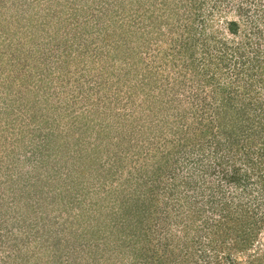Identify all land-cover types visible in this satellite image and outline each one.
<instances>
[{"label":"rangeland","instance_id":"1","mask_svg":"<svg viewBox=\"0 0 264 264\" xmlns=\"http://www.w3.org/2000/svg\"><path fill=\"white\" fill-rule=\"evenodd\" d=\"M187 1L0 0V129L15 125L3 128L0 141V264H203L215 254L210 240L224 214L215 201L221 194L196 185L222 184L215 156L196 151L167 167L164 159L181 140L172 132L177 110L200 120L197 98H188L195 84H181H192L195 72L183 73L159 53L172 54L175 39H185ZM201 1L195 26L207 35L224 30L226 0ZM6 37L19 38L27 58L2 54ZM138 50L145 60L130 57ZM177 77L172 99H179L172 100ZM97 82L101 88L91 89ZM87 86L97 96L86 100ZM195 159L211 164L210 173L193 170ZM137 216L155 220L156 246L138 236ZM261 226L250 250L259 253L255 264H264ZM192 237L197 245L190 248Z\"/></svg>","mask_w":264,"mask_h":264},{"label":"trees","instance_id":"2","mask_svg":"<svg viewBox=\"0 0 264 264\" xmlns=\"http://www.w3.org/2000/svg\"><path fill=\"white\" fill-rule=\"evenodd\" d=\"M189 1L190 3L187 1L189 7L184 10V14H188L186 18L188 23L183 29L185 39H175L172 54L169 53L168 48L159 50V53L167 64L172 60L176 61L183 73L195 72L196 80H192L194 81L192 84L185 83L184 80H181V84L184 89L191 90L195 84V90L188 98L190 101L195 97L198 99L194 100L193 110L200 120L189 121L187 112L181 113L180 110L175 109L178 113L172 124H175L176 129L172 132L181 134V140L172 147L174 150L164 154L165 167L170 164L177 166L185 161V156L196 151L200 152L201 157L215 156L213 174L221 176L222 184L216 185L213 182L208 184L207 179H204L202 184H196L200 189L209 187V195L220 192L221 198L215 201L219 200L217 210L224 211L220 219L213 224L216 229L213 230L214 235L210 245L216 252L213 256L211 254L210 257L205 256L203 260L206 263L203 264H210L214 259V264H255L259 253L253 254L250 250L261 231V223L264 222V214H259L260 209L264 211V5L258 0H226L224 30L210 28V34L207 35L205 34L207 28L204 29L203 25L200 28L195 26L201 13L202 1ZM22 36H30V40L33 41L37 34ZM6 40L9 41V47L5 48L2 54L17 53L21 55L15 58L20 60L22 57L27 58L25 55L27 51L22 53L24 46L19 38L6 37ZM198 55L205 60L201 66L196 63L199 60ZM1 57L6 63L12 62L11 56ZM130 57H134L135 61L139 62L145 60L147 56H143L138 50L135 56L130 55ZM169 67L172 65L167 66V69ZM31 78L27 75L24 82L17 80L16 84L25 83ZM177 79L178 77L175 78V84L170 85L173 91L171 99L180 89V86L177 90L173 89L178 83ZM92 86L101 88L100 82L91 85V89L94 88ZM205 89L207 91H204ZM94 95L96 93L87 86L84 91L86 100L93 98ZM209 102H217V104L211 106L207 104ZM174 114L175 112L173 114L171 111L166 112L164 127L170 125L169 117ZM14 126L11 124L3 128ZM3 128L0 129V141L1 139L6 141ZM20 139L24 141L23 137ZM189 148L195 150L189 151ZM203 161L204 159L199 161L195 159L192 169L195 170V167L200 165L202 168L198 170L202 169L208 174L211 164ZM198 182L200 181L197 180L196 183ZM224 186L227 187L231 198L226 196ZM3 197L0 196V201ZM225 197L226 200H223ZM252 204H254L253 208H251ZM76 218L77 216L75 221H78L79 219ZM134 219L135 228L136 221L141 223L138 236H143L144 239L145 236L148 237L154 241L153 246H156L157 241L153 236L159 228L155 220H146L147 218L143 219L141 216ZM119 224L118 222L115 226ZM107 231L108 228L105 232ZM189 244L190 248L197 245L194 237L190 238ZM221 248H225L226 252ZM219 250L223 255L219 254ZM11 257L7 253L4 254L5 259Z\"/></svg>","mask_w":264,"mask_h":264}]
</instances>
